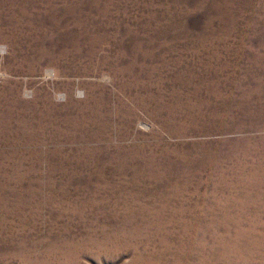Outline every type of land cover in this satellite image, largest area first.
<instances>
[{"label": "rangeland", "instance_id": "obj_1", "mask_svg": "<svg viewBox=\"0 0 264 264\" xmlns=\"http://www.w3.org/2000/svg\"><path fill=\"white\" fill-rule=\"evenodd\" d=\"M0 264H264V0H0Z\"/></svg>", "mask_w": 264, "mask_h": 264}]
</instances>
